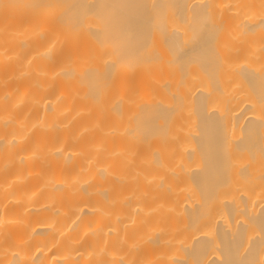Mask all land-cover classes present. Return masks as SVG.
Returning <instances> with one entry per match:
<instances>
[{
	"label": "bare ground",
	"instance_id": "bare-ground-1",
	"mask_svg": "<svg viewBox=\"0 0 264 264\" xmlns=\"http://www.w3.org/2000/svg\"><path fill=\"white\" fill-rule=\"evenodd\" d=\"M0 264H264V0H0Z\"/></svg>",
	"mask_w": 264,
	"mask_h": 264
}]
</instances>
